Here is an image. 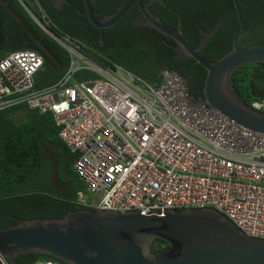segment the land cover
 <instances>
[{
	"label": "built area",
	"instance_id": "obj_1",
	"mask_svg": "<svg viewBox=\"0 0 264 264\" xmlns=\"http://www.w3.org/2000/svg\"><path fill=\"white\" fill-rule=\"evenodd\" d=\"M56 41L70 66L45 89H34L43 66L38 53L0 59V111L26 105L52 115L58 137L77 154L73 168L85 184L77 204L141 215L212 208L245 235L264 239V134L194 100L175 72L162 71L161 83L151 85L119 65L102 69ZM82 69L98 77L72 83ZM250 108L264 114V100ZM0 264L10 263L0 255Z\"/></svg>",
	"mask_w": 264,
	"mask_h": 264
},
{
	"label": "trees",
	"instance_id": "obj_2",
	"mask_svg": "<svg viewBox=\"0 0 264 264\" xmlns=\"http://www.w3.org/2000/svg\"><path fill=\"white\" fill-rule=\"evenodd\" d=\"M124 0H96L94 9L100 17L115 12ZM149 5L151 12L168 27L182 30L192 47L200 44L201 30L208 32L220 21L215 36L200 52L208 61H216L232 49L234 35L240 30V19L234 0H163ZM7 0H0V7ZM26 9L10 0V7L18 21L8 11L1 12L2 31L9 40L0 50V59L21 50H31L43 58V66L34 75V89L41 90L56 84L70 66L71 57L55 39L45 33L33 17L59 39L64 40L88 60L102 69L119 65L151 85L162 81V71L175 72L185 83L190 96L205 101L203 86L206 71L193 59H178L175 42L158 31L136 25L139 7L135 4L112 28L100 31L83 15L82 0H64L57 6L54 0H22ZM148 0H143L147 3ZM244 26L238 46L245 48L264 44V0H237ZM31 15L33 17H31ZM103 37L101 45L100 37ZM77 43H81L79 46ZM43 44L49 54L40 46ZM90 70H79L72 83L97 78ZM232 86L245 105L264 100V64L239 67L231 75ZM22 111L24 119L16 122L13 115ZM77 154L71 153L58 137L50 113L30 110L26 105L0 111V231L18 220L34 218H62L71 210L83 209L76 203L85 184L73 168ZM57 169L60 186L56 181L51 188H27L39 178L53 176ZM51 170V171H50ZM167 242L156 239L152 252L167 248ZM62 260L42 253L22 254L15 264H36Z\"/></svg>",
	"mask_w": 264,
	"mask_h": 264
},
{
	"label": "water",
	"instance_id": "obj_3",
	"mask_svg": "<svg viewBox=\"0 0 264 264\" xmlns=\"http://www.w3.org/2000/svg\"><path fill=\"white\" fill-rule=\"evenodd\" d=\"M82 1L83 15L100 31L112 28L137 4L136 25L169 37L175 42L173 48L178 59H193L205 69L203 97L208 107L244 128L264 134V114L245 105L232 86L231 75L239 67L264 64V44L238 46L244 26L237 0L234 3L241 28L233 37L231 51L216 61L204 59L200 52L215 36L221 21L208 32L201 30L200 44L192 47L180 20L174 29L151 12L149 5L156 2L165 6L163 0H148L145 4L143 0H124L115 12L103 17L94 9L96 0ZM3 11L20 21L10 7V0L0 7V15ZM33 19L45 33L59 40L43 22ZM13 34L14 31L4 37L0 16V50ZM100 42L103 45L102 36ZM40 46L49 54L43 44ZM52 171L58 181L55 166ZM156 239L169 246L152 252ZM27 253H45L66 264H264V239L245 235L212 208L167 210L149 215L83 208L71 210L62 218L18 220L0 231V255L10 264Z\"/></svg>",
	"mask_w": 264,
	"mask_h": 264
},
{
	"label": "rangeland",
	"instance_id": "obj_4",
	"mask_svg": "<svg viewBox=\"0 0 264 264\" xmlns=\"http://www.w3.org/2000/svg\"><path fill=\"white\" fill-rule=\"evenodd\" d=\"M12 117L16 122H21L24 119V114L22 111H17ZM54 184L55 181L53 176L51 177L48 175L46 178H39L38 180L31 182L27 188L47 189L51 188Z\"/></svg>",
	"mask_w": 264,
	"mask_h": 264
},
{
	"label": "flooded vegetation",
	"instance_id": "obj_5",
	"mask_svg": "<svg viewBox=\"0 0 264 264\" xmlns=\"http://www.w3.org/2000/svg\"><path fill=\"white\" fill-rule=\"evenodd\" d=\"M54 2H55V4L57 6H60V5L63 4L64 0H54ZM60 185H61L60 182L59 181H56V186H60Z\"/></svg>",
	"mask_w": 264,
	"mask_h": 264
}]
</instances>
